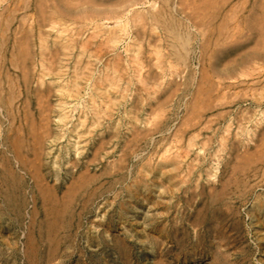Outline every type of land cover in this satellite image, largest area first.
I'll list each match as a JSON object with an SVG mask.
<instances>
[{"label":"rangeland","instance_id":"rangeland-1","mask_svg":"<svg viewBox=\"0 0 264 264\" xmlns=\"http://www.w3.org/2000/svg\"><path fill=\"white\" fill-rule=\"evenodd\" d=\"M0 264H264V0H0Z\"/></svg>","mask_w":264,"mask_h":264}]
</instances>
